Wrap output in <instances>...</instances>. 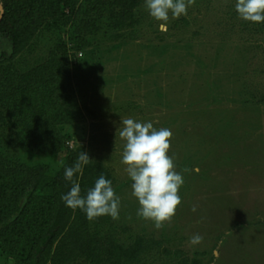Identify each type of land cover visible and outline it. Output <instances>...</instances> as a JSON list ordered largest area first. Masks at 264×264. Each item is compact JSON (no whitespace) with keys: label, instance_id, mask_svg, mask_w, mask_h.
Masks as SVG:
<instances>
[{"label":"rangeland","instance_id":"374dc122","mask_svg":"<svg viewBox=\"0 0 264 264\" xmlns=\"http://www.w3.org/2000/svg\"><path fill=\"white\" fill-rule=\"evenodd\" d=\"M158 23L144 0H64L0 62V161L55 177L83 151L81 194L103 174L121 198L115 220L73 210L53 244L18 254L0 237V264H264V23L240 19L234 0H195L167 31ZM68 111L75 121L54 128ZM128 117L173 134L182 200L160 228L137 216L121 163ZM51 135L56 151L29 143Z\"/></svg>","mask_w":264,"mask_h":264},{"label":"clouds","instance_id":"9594fccd","mask_svg":"<svg viewBox=\"0 0 264 264\" xmlns=\"http://www.w3.org/2000/svg\"><path fill=\"white\" fill-rule=\"evenodd\" d=\"M195 0H144L148 15L158 21V29L167 31L170 17L177 19L186 16L188 8ZM234 10L240 19L264 23V0H234ZM10 50V49H9ZM119 137L124 141L121 163L131 180V195L139 207L137 216L153 221L156 228L170 220L181 204L179 189L184 184L181 172L176 171L173 157L169 155L172 131L166 127L157 128L150 120L121 118ZM92 158L80 151L71 166H65L63 177L71 182V188L61 194L65 206L79 208L89 220L108 215L118 219L121 198L116 193L112 180L101 174L92 187L81 194L78 177ZM193 171L198 172L199 168ZM74 177H76L74 179ZM195 207L193 211H195ZM203 239L200 234L191 237V243L198 244ZM213 256H218L214 251Z\"/></svg>","mask_w":264,"mask_h":264},{"label":"trees","instance_id":"16d2710c","mask_svg":"<svg viewBox=\"0 0 264 264\" xmlns=\"http://www.w3.org/2000/svg\"><path fill=\"white\" fill-rule=\"evenodd\" d=\"M63 1L0 0L4 8L0 19V62L15 58L29 44L38 26L59 14ZM65 115L53 121L54 128L75 121V112ZM57 141L51 135L32 137L29 143L35 149L56 151ZM63 171L51 177L43 168L29 169L0 161V237L17 248L18 254L26 248V241L32 247L40 246L44 239L53 244L68 227L74 209L65 206L60 197L72 185L64 179Z\"/></svg>","mask_w":264,"mask_h":264},{"label":"water","instance_id":"95a60500","mask_svg":"<svg viewBox=\"0 0 264 264\" xmlns=\"http://www.w3.org/2000/svg\"><path fill=\"white\" fill-rule=\"evenodd\" d=\"M0 11H1V13H0V19L2 18V15H3V13H4V8L0 5Z\"/></svg>","mask_w":264,"mask_h":264}]
</instances>
